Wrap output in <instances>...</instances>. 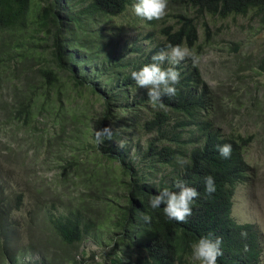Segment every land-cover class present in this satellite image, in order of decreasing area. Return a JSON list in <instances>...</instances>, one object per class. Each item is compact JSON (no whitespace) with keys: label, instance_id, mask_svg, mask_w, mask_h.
<instances>
[{"label":"trees","instance_id":"obj_1","mask_svg":"<svg viewBox=\"0 0 264 264\" xmlns=\"http://www.w3.org/2000/svg\"><path fill=\"white\" fill-rule=\"evenodd\" d=\"M184 7L186 11L172 15V24L160 22L159 29L156 20L132 16L129 23L153 27L161 39L146 52L133 43L119 55L107 51L113 30L103 33L100 24L132 10L131 0H0V129L11 140L20 132L35 148L56 149L53 164L60 180L67 178L74 189L64 207L54 209L53 201L62 202L63 195L19 175L29 198L26 207L24 193L0 178V264H193L192 243L210 233L223 239L218 264H258V230L230 217L234 187L245 182L241 147L249 138L236 129L225 134L214 123L210 92L190 58L176 65L181 73L177 94L164 97V107L150 103L147 90L136 85L131 73L168 45L193 47L206 18L245 17L249 12L264 18V0H184ZM115 29L116 35L123 30ZM243 59L231 76L248 85L253 97L260 86L249 80L264 73V54L248 52ZM217 90L231 91L225 86ZM94 105L98 109L92 112ZM245 112L244 117L256 113L264 122L262 106L251 102ZM91 119L93 128L87 126ZM108 126L112 139L97 145L94 130ZM125 131L135 140L124 141ZM223 144L232 145L227 159L217 150ZM129 150L138 158L135 165L127 159ZM92 151L96 157L86 166L80 156ZM178 157L187 163H178ZM209 175L216 186L211 196L205 192ZM177 180L199 192L185 223L169 219L164 205L150 206L160 190L176 191ZM21 211L26 213L22 220L10 217ZM21 221L28 246L20 241ZM85 240L101 248L97 255L90 253L88 263L83 251L72 254ZM33 246L39 247V254L31 255L37 259L24 262Z\"/></svg>","mask_w":264,"mask_h":264},{"label":"rangeland","instance_id":"obj_2","mask_svg":"<svg viewBox=\"0 0 264 264\" xmlns=\"http://www.w3.org/2000/svg\"><path fill=\"white\" fill-rule=\"evenodd\" d=\"M132 5L137 0H131ZM131 7H128L130 9ZM184 7V0H168L167 14L161 20H156V28L159 29L162 24L169 25L174 22L172 15L181 13ZM135 16L133 10L124 12L116 17L101 21L100 27L102 32L112 29L113 33H108L112 38L108 44V52H116L121 54L126 53V49L134 43V46H140L145 52L153 47L157 40L161 37L157 29L153 27L137 25L129 23L131 17ZM171 16V18H170ZM206 26L199 28L197 33V41L193 47L188 48L195 56V61L191 62L196 65L200 79L205 83L210 92L211 116L214 123L225 134L230 133L235 129L242 137L249 138L245 148L241 147V153L246 165L245 182L234 187L230 217L237 223L252 224L259 232L261 242V255L258 259V264H264V122L258 120L256 113L249 114L246 118L245 109L248 108L251 102H254L257 107L262 106L264 111V73L251 75L249 84L252 86H260L253 97L247 92L248 85H244L240 79L231 76V69L239 68L238 61L244 62V56L251 52L253 55L264 54V18L255 16L253 12H249L245 17L235 16L225 19H209L206 18ZM162 22V24H160ZM122 26L123 30L116 35V27ZM166 27V26H165ZM204 29L207 30L205 38ZM235 49V51H234ZM141 50V51H142ZM102 54V53H101ZM101 54L99 56H101ZM126 59V57H125ZM187 59V58H186ZM183 60L186 62L187 61ZM165 64L169 65L167 61ZM185 64V65H186ZM246 75L251 74L249 71H244ZM225 84V85H224ZM230 88L231 91L223 90L222 94L217 90L219 87ZM227 92H229L227 94ZM227 94V95H226ZM229 95V96H228ZM255 108V107H253ZM97 105H94L93 110H97ZM97 116L98 113H91ZM95 120H89L87 126H93ZM43 128V126H39ZM93 128V127H92ZM4 129H0V178L9 182L8 187L23 194L24 206L28 203V194L25 193L23 183L19 181V175L23 178L40 183V188L59 192L62 202L53 201L54 209H62L65 204V199L74 192L73 187L69 186L68 179L61 178L58 169L53 164V154L56 149L44 147L35 148L34 142L28 138L22 140V134L18 132L13 136L14 140L9 139L11 136L5 135ZM122 130V128H117ZM91 132V131H90ZM134 139L129 132L125 131L123 135L124 141ZM28 139V140H27ZM135 140V139H134ZM145 138H141V147L145 144ZM23 141V142H22ZM121 144H118L119 148ZM63 147H60L62 152ZM94 152H89L80 158L84 159L85 165H90V161H94ZM127 159H131L133 165L138 162V158L134 156V151L129 150ZM35 173L38 178L32 176ZM28 174V175H25ZM117 176V173H115ZM73 189V191H72ZM72 192V193H71ZM117 197L119 193L111 194ZM121 200V199H120ZM118 202V201H117ZM122 202V201H120ZM23 206V207H24ZM26 213L12 212L10 217L16 219V222L25 218ZM25 224L21 221L20 232L21 244L28 246L29 239L24 233ZM48 246L50 247L51 245ZM34 251H30V256L39 254V247H34ZM100 247L94 241L83 242L76 248L73 255L80 256V252L85 253L84 259L88 263L90 253L97 255L100 252ZM52 250V249H50ZM49 254H47L48 256ZM24 257L22 260H33L37 256ZM20 257V254H19ZM17 256V258H19ZM21 259L19 261H21ZM96 261V258H95ZM99 261V259L97 260Z\"/></svg>","mask_w":264,"mask_h":264},{"label":"clouds","instance_id":"obj_3","mask_svg":"<svg viewBox=\"0 0 264 264\" xmlns=\"http://www.w3.org/2000/svg\"><path fill=\"white\" fill-rule=\"evenodd\" d=\"M168 0H137L132 5V10L137 17L147 21L161 20L167 14ZM191 58L195 61V54L181 44L168 45L167 50H160L152 56V62L144 65L138 71L131 73V78L139 88L147 90V97L153 106L164 107V97H174L177 94L176 85L180 82L181 73L177 69L181 61ZM167 61L169 66L163 67ZM113 136L110 126L94 130L95 143L101 145L105 140H111ZM219 154L229 158L232 153L231 144L218 146ZM178 163H187L183 158L178 157ZM176 191L164 188L154 195L150 200L153 209L164 205L165 215L179 223L187 222L192 215V208L195 200L199 197L196 188L188 186L186 182L177 180L174 185ZM216 191L214 177L209 175L205 178V192L211 196ZM145 222H150L151 217L145 215ZM246 236V233H241ZM222 237H212V234L201 236L191 245V260L193 264H218V258L223 255Z\"/></svg>","mask_w":264,"mask_h":264}]
</instances>
